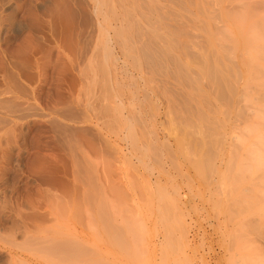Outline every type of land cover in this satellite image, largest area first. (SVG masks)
Here are the masks:
<instances>
[{
    "label": "rangeland",
    "instance_id": "obj_1",
    "mask_svg": "<svg viewBox=\"0 0 264 264\" xmlns=\"http://www.w3.org/2000/svg\"><path fill=\"white\" fill-rule=\"evenodd\" d=\"M148 2L190 77L95 0H0V264H264V0Z\"/></svg>",
    "mask_w": 264,
    "mask_h": 264
},
{
    "label": "bare ground",
    "instance_id": "obj_2",
    "mask_svg": "<svg viewBox=\"0 0 264 264\" xmlns=\"http://www.w3.org/2000/svg\"><path fill=\"white\" fill-rule=\"evenodd\" d=\"M96 1V4L98 5V10L101 12V13H103L105 16H109V15H112L113 17H114V19L116 20V25L115 26H111V28L113 29V31L117 34V35H120V36H118L119 38H121L122 40H119V41H117L118 43H119V45L122 47V49L123 48H127V46H128V44L130 43V41L131 42H133V46H132V44H130L131 46H132V48L135 50H133L134 52H136V54L137 55H139V56H142L144 59H145V61L148 63V66H151V69H152V71H153V69H154V72L155 73H159V74H163V76H165L166 78H183L182 76H184L185 77V75L187 74V73H185V75L183 74L181 77H179V74L183 71V70H181L183 67H181V59H182V57L180 56L182 53L180 52L181 50H178V52H174V49H171L170 48V46H177V45H181V42H180V44H176V43H174V41H175V39H174V37L170 34L171 32H169L170 30H167V31H164L162 28H161V25H158V21L157 22H154V26H153V22H148L145 26L144 25H141L140 23H139V19L137 20L136 18H135V16L137 15V14H140L139 13V11H141V10H139L140 8L142 9V6H147V8H145V7H143V8H145V9H148V5H149V3L150 2H148V1H150V0H148L147 2H146V0H142V2H140V0H95ZM179 0H176V2H178ZM182 1V0H181ZM145 2V5H143V3ZM152 2H153V5H154V0H152ZM142 3V4H141ZM179 3H181V2H179ZM142 6H141V5ZM147 4V5H146ZM178 4V3H177ZM182 4V3H181ZM184 4V3H183ZM202 4V3H201ZM155 6V5H154ZM152 6H151V4L149 5V8H151ZM161 8H163V7H161ZM144 9V10H145ZM159 9V8H158ZM157 10V9H156ZM163 10V9H162ZM151 11V10H150ZM149 11V12H150ZM155 11V10H154ZM143 12V11H142ZM145 12H147L146 10H145ZM149 12H147V14L149 13ZM157 12L159 13V12H161V10L159 9V11L157 10ZM164 12V11H163ZM167 12V11H166ZM162 13V12H161ZM165 13V12H164ZM169 13V12H168ZM167 13V14H168ZM171 13V12H170ZM169 13V14H170ZM173 13V12H172ZM171 13V14H172ZM142 14H145V13H142ZM170 14V15H171ZM154 16V15H153ZM166 16V15H165ZM168 16V15H167ZM166 16V17H167ZM180 16V15H179ZM146 18L145 16H143L142 15V18ZM159 17V16H158ZM161 17V16H160ZM143 18V19H144ZM150 18V17H149ZM151 19H152V17H151ZM151 19H148V20H150L151 21ZM160 19V18H159ZM170 18H168V20H169ZM172 19V18H171ZM145 20V19H144ZM153 20H155V19H153ZM158 20V19H157ZM162 20H165V19H162ZM141 21V20H140ZM161 21V20H160ZM162 22V21H161ZM161 22H159V23H161ZM165 22V21H164ZM169 22V21H168ZM146 23V22H145ZM157 25H156V24ZM170 24V25H169ZM168 25L170 26V27H172L171 26V22L169 23ZM112 25V24H111ZM175 25V24H174ZM158 26H160V27H158ZM163 26H164V24H163ZM175 26H173V28H174ZM262 27V26H261ZM160 28H161V30H160ZM168 28V27H167ZM178 28V27H177ZM172 29V28H171ZM166 30V29H165ZM184 30V29H183ZM171 31H173L174 32V30L172 29ZM186 31V30H185ZM167 32L170 34V36H172L171 38H173V40H170L169 41V39L167 40L166 38H167V36H166V34H167ZM153 34V35H151V34ZM180 34V33H179ZM177 35V34H176ZM183 35V34H182ZM165 36V37H164ZM174 36H175V34H174ZM178 36V35H177ZM180 36V35H179ZM178 36V37H179ZM190 36V35H189ZM256 36V35H255ZM257 36H259L258 34H257ZM255 37V38H253V39H256V38H258V37ZM183 37V36H182ZM219 37V36H218ZM263 37V36H262ZM180 38V37H179ZM178 40V39H177ZM217 41H218V39H217ZM256 41H260V39L258 38ZM175 42H177V41H175ZM201 43V42H200ZM220 44V43H219ZM183 45H185V44H183ZM180 47V46H179ZM131 48V47H130ZM173 48H175V50L176 49H178V47L176 48V47H173ZM214 49V48H213ZM216 51V50H215ZM208 52V51H207ZM213 52H214V50H213ZM189 52H187V54H188ZM110 54H111V50H108V52H107V59H105V61H103L102 63H101V65H100V69H101V72H102V77L103 78H114V79H116V80H118L121 76H123V73L121 72V68H120V64L121 63H118V61H115V57H113V56H110ZM192 54V53H191ZM190 54V55H191ZM195 54V53H194ZM197 54V53H196ZM207 54V53H206ZM189 55V56H190ZM205 55V54H204ZM192 56V55H191ZM195 56V55H194ZM197 56H199V54L197 55ZM196 56V57H197ZM196 57H195V59H196ZM204 57V56H203ZM220 57V56H219ZM198 59H199V57H197ZM212 58V57H211ZM204 59H205V57H204ZM219 59V58H218ZM210 60V59H209ZM213 60V59H212ZM220 60H221V57H220ZM206 61H207V59H206ZM219 61V60H218ZM200 62V61H199ZM204 62V61H203ZM221 63H222V60L220 61ZM220 63V64H221ZM123 64H124V66L126 67L127 65H128V61L127 60H125L124 62H123ZM182 64H184L183 62H182ZM203 64V63H202ZM211 64V63H210ZM201 65V64H200ZM222 65V64H221ZM201 68H203L202 67V65H201ZM207 68V67H206ZM218 69H219V67H218ZM185 70V69H184ZM211 70V69H210ZM213 70H215V69H213ZM211 71L213 74H215V76L217 77V78H219L218 77V75H216V73H217V71L218 70H215V71ZM203 71V70H202ZM125 72V74H127L126 72V70L124 71ZM186 72V71H185ZM210 72V71H209ZM210 72V73H211ZM216 72V73H215ZM172 73H174L173 75H172ZM175 73H176V75H175ZM178 73V74H177ZM209 73V74H210ZM211 73V74H212ZM230 73H232V72H230ZM233 74V73H232ZM232 74H230L231 76H232ZM170 75H172V77L170 76ZM174 76H176V77H174ZM187 76V75H186ZM190 76H191V74H190ZM190 76H187V77H190ZM214 75H213V77H215ZM234 76V75H233ZM221 77V76H220ZM229 78V77H228ZM220 80H221V78H219ZM162 80L164 81V82H166L165 81V79H163L162 78ZM217 80V79H216ZM105 81V80H104ZM222 81V80H221ZM107 84V83H106ZM103 86H104V84H103ZM222 89V88H221ZM179 91V90H178ZM225 92V91H224ZM176 93H178L177 91H176ZM179 93H181V92H179ZM178 93V94H179ZM102 95H104V94H102ZM183 95V94H182ZM101 97H103V96H101ZM103 99V98H102ZM104 101V100H103ZM105 106V105H104ZM103 108V107H102ZM104 109V108H103ZM101 120V119H100ZM103 123V122H102ZM235 139H238V137L237 138H235ZM258 139H259V137H258ZM257 139V140H258ZM261 140V139H260ZM259 140V142L260 143H262L261 141H264V140H261L260 141ZM264 143V142H263ZM263 146V145H262ZM263 152H262V154L264 155V150H262ZM258 152V151H257ZM260 153H254V155L256 154V156L258 157H261L260 158V161L261 160H263L264 161V156H262V154H261V151H259ZM256 156H254V157H256ZM259 157H258V160H259ZM254 159V158H253ZM254 161H255V159H254ZM256 161H257V159H256ZM263 163V162H262ZM261 164V163H260ZM259 166H261V165H259ZM258 166V167H259ZM72 245V244H71ZM70 245V246H71ZM74 246V245H73ZM73 246H72V248H73ZM75 247V246H74ZM63 248V247H62ZM68 248V247H67ZM70 249H71V247H69ZM68 248V249H69ZM64 249H66V248H64ZM70 249L68 250V251H70ZM73 249H75V251H76V248H73ZM73 249H72V251H73ZM80 251H81V249H79ZM59 251V250H58ZM62 251V250H61ZM60 251V252H61ZM84 251V250H83ZM65 252V251H64ZM66 252H67V250H66ZM74 252V251H73ZM72 252V253H73ZM77 253H78V251H76ZM82 252V251H81ZM80 252V253H81ZM57 253H59V252H57ZM75 253V252H74ZM79 253V254H80ZM70 254V253H69ZM68 254V255H69ZM74 255V254H73ZM75 255L77 256V254L75 253ZM71 256V255H70ZM69 256V257H70ZM74 257V256H73Z\"/></svg>",
    "mask_w": 264,
    "mask_h": 264
}]
</instances>
